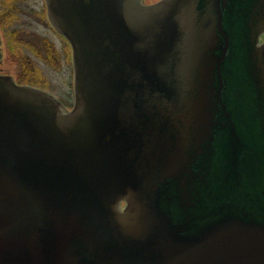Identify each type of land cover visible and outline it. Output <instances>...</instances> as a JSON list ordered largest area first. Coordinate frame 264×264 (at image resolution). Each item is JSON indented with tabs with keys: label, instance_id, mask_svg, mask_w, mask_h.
I'll return each mask as SVG.
<instances>
[{
	"label": "water",
	"instance_id": "95a60500",
	"mask_svg": "<svg viewBox=\"0 0 264 264\" xmlns=\"http://www.w3.org/2000/svg\"><path fill=\"white\" fill-rule=\"evenodd\" d=\"M45 1L74 103L0 75V264H264V0Z\"/></svg>",
	"mask_w": 264,
	"mask_h": 264
},
{
	"label": "flooded vegetation",
	"instance_id": "af4514ba",
	"mask_svg": "<svg viewBox=\"0 0 264 264\" xmlns=\"http://www.w3.org/2000/svg\"><path fill=\"white\" fill-rule=\"evenodd\" d=\"M145 1L151 3L157 0ZM26 20L40 21L52 39L41 35L43 41L47 40L42 46L41 39L25 27L14 29L11 26L15 21L25 23ZM262 40L264 32L259 35V41ZM23 47L25 51L20 54ZM7 57L11 59L4 64ZM0 75L9 76L19 85L34 86L50 92L62 103L64 110L72 107L74 74L71 48L67 40L50 24L45 0H0ZM242 151L248 152L242 166H235V162H225L223 176L225 179L230 176L233 182L224 187L231 191L230 186L236 184L238 174L241 173V185L254 194V150L246 148ZM228 157L232 155L228 154ZM124 204L122 202L121 206Z\"/></svg>",
	"mask_w": 264,
	"mask_h": 264
},
{
	"label": "rangeland",
	"instance_id": "374dc122",
	"mask_svg": "<svg viewBox=\"0 0 264 264\" xmlns=\"http://www.w3.org/2000/svg\"><path fill=\"white\" fill-rule=\"evenodd\" d=\"M27 22L25 23H18L17 21H15L14 23H12V28L16 29L19 27H25V29L29 30V32L31 34H33L35 37H38L39 39H41V45L43 46L45 44V42L47 41L45 38V40L43 41V37L41 35H45L46 37L48 36L50 39H52V37L46 32V30L42 27V25L40 24V21H29L26 20ZM42 29V30H41ZM23 50L25 51V48L23 47L19 52L20 54L23 53ZM11 57H7V59H5L4 64L7 63V61H10ZM37 71H40L37 69ZM46 71V76L48 77V71L47 69H45Z\"/></svg>",
	"mask_w": 264,
	"mask_h": 264
}]
</instances>
